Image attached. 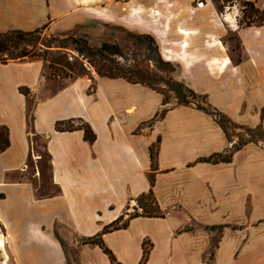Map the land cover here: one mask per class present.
<instances>
[{
	"label": "crops",
	"instance_id": "obj_1",
	"mask_svg": "<svg viewBox=\"0 0 264 264\" xmlns=\"http://www.w3.org/2000/svg\"><path fill=\"white\" fill-rule=\"evenodd\" d=\"M112 3L0 0V32L91 30L113 20ZM192 12L195 27L192 16L172 25L177 12L165 15L168 37L181 38L163 48L180 61L176 78L234 122L264 127V23L240 29L202 7ZM217 21L230 22L239 49L221 41ZM71 78H53L39 57L0 61V264H264V143L203 160L236 142L214 115L173 104L157 117L166 106L157 89ZM150 189L164 215L129 219ZM119 217L128 225L104 233V247L85 242Z\"/></svg>",
	"mask_w": 264,
	"mask_h": 264
},
{
	"label": "rangeland",
	"instance_id": "obj_2",
	"mask_svg": "<svg viewBox=\"0 0 264 264\" xmlns=\"http://www.w3.org/2000/svg\"><path fill=\"white\" fill-rule=\"evenodd\" d=\"M112 16L113 20L111 22H101L97 23L95 28L91 30H85L83 28H76L69 32H52L48 27L43 29L39 34L38 45L41 46L44 43L43 49L46 51V58L43 59L45 66L49 74L52 75L49 63L53 58H61V56L67 55V58L74 62L75 65H80V63L85 67V70H80L84 72L82 76H91L94 74H99L96 67V60H102L104 63H109L111 60L114 62H120L124 67L125 72L128 77H132L143 81L145 84L152 85L159 88L163 95L167 96L168 102L166 106L178 104V98L175 97V92L170 88V84L167 82L168 79L178 80L177 73L179 71L180 61L175 58V55H167L163 48H166L165 44L178 45L181 38L175 35L173 32L170 33L168 37L169 25L165 21V15L177 12V17L175 21L173 20L172 25H178L181 18L192 16L188 25L195 27L201 24L199 21H195V13L192 12L199 1L205 2V7H202L207 13L214 12L217 16L223 18L227 16L229 20H236L237 25L241 27L240 29H249L257 27V23L261 20L262 12L264 11V0H112ZM102 3V0H100ZM247 2H252L254 7L259 10V12L252 13L251 6L247 5ZM132 5V7H131ZM142 7V13L135 14L133 12L131 20H127L126 15L131 8ZM155 11H154V10ZM134 11V10H133ZM153 14L159 16V20L155 22L156 37L150 29L152 28V18ZM194 15V17H193ZM194 18V19H193ZM222 20V19H221ZM247 22H251V25L247 26ZM244 24V26L242 25ZM213 28L224 30L225 35L221 38V41L226 42L229 46L234 48L240 47V39H237V31H234L230 26L228 21H217ZM165 30V32H164ZM236 30V29H235ZM143 34H147L149 37H141ZM73 35L74 37L86 36L89 40L93 51L100 47L102 43L107 42L111 47L110 55L101 59L100 55H93L91 63L87 57L85 58L84 52L80 54L73 40L68 37L67 39H62L60 42L54 41L56 36L63 38ZM164 35V36H163ZM163 37V38H162ZM171 39L167 43L168 39ZM161 39V43H160ZM163 40V41H162ZM174 41L176 43H174ZM43 45V44H42ZM63 45V46H61ZM122 52H117V48ZM167 49V48H166ZM98 54V53H96ZM241 51L235 50L233 56L235 60L241 59ZM90 56V55H89ZM98 63V62H97ZM119 63V64H120ZM168 64V65H167ZM136 66L140 72H136L133 66ZM82 67V66H81ZM60 73V72H58ZM71 73V71H70ZM56 79H62L65 77L53 76ZM76 78V76L74 77ZM71 80L73 78H67ZM65 79V80H67ZM161 92V93H162ZM191 105H197V102L203 103L201 98H195L190 96ZM264 111V107L262 109ZM244 125V124H241ZM248 126V125H245ZM259 126V125H258ZM252 127V126H249ZM257 127V126H256ZM228 128L233 136V140L238 141L242 138L248 137L246 131L241 128H234L228 125ZM260 129L261 143H264V127ZM259 137V136H258ZM136 205V202H135ZM133 206H130L132 209ZM134 212V210H131Z\"/></svg>",
	"mask_w": 264,
	"mask_h": 264
},
{
	"label": "trees",
	"instance_id": "obj_3",
	"mask_svg": "<svg viewBox=\"0 0 264 264\" xmlns=\"http://www.w3.org/2000/svg\"><path fill=\"white\" fill-rule=\"evenodd\" d=\"M247 5L251 6L252 13L259 12V10L254 7V4H252V2H247ZM260 18L261 20L259 22H256L257 25H261L264 23V11L262 12V16ZM242 25L244 26V24ZM245 25L249 26L251 25V22H247V24ZM45 28H46V25L42 27H38L33 30H23V29L13 28L7 31L0 32V61L6 62L8 60L26 59V58H34V57H41V56L43 59H45L46 51L43 49L45 44L42 43L43 45L42 44L41 46L38 45V41L40 39L39 34ZM68 37H70L73 40V42L76 44V47L79 50L80 54L87 52V54H85L84 57L85 58L87 57V59L91 63H93V60H92L93 55H100L102 57L101 59H103L111 54L110 51H111L112 45H110L107 42L102 43L100 47L95 49L96 51H93L94 48L91 47V45L89 44V40L86 36L74 37L73 35H70V36L63 37V38L56 36L54 38V41L60 42V40L67 39ZM141 37H149V36H147V34H143ZM114 47L116 46L114 45ZM117 49H118L117 52L122 54L119 47ZM96 61L98 63L95 62V67L100 75L109 76V77H124L128 79L129 81L142 83L144 85H147L149 87H152L162 92L159 88H156L149 84H145L141 80L128 77L126 74H124L125 69L119 61L114 62L113 60H111L109 63H104L102 62V60H96ZM49 68L53 76L55 77L59 76V77H65V78L82 76L84 75V72H80V70L81 69L85 70V67L81 63L80 65L79 64L75 65L74 62H71L67 58V55L61 56V58L55 57L51 59L49 63ZM133 68L136 69L137 67L134 65ZM135 71L137 73L140 72V70L138 69H136ZM167 82L170 84V88L174 90L175 97L178 98V104L180 105H191L190 104L191 100H189L190 96L193 97V99L197 97L201 98L204 104H202L201 102H197V105H196L197 108L203 109L207 113L214 115L215 118L219 121V123L222 125V127L227 132L229 139L231 140L233 139V136L228 128L229 124L230 126H233L234 128H241L245 130L246 131L245 133L248 134V137L242 138L236 141L235 143H233V146L230 149H228L226 152L212 154L209 157L202 158L203 160L213 161V162L229 161L231 159L233 150L240 148L243 144L249 141H255V142L259 141V138L261 136L260 129H263L262 126L249 127V126L236 123L233 120H231L228 116L220 112L216 107H214L208 101L207 95L196 92L194 89L189 87L185 82L180 81V80L168 79ZM167 102H168L167 96H165L164 94V104L166 105ZM167 109H168L167 106L163 107V109L159 111L156 116L157 117L163 116L165 112L167 111ZM67 128H70V126H68ZM3 133H4L3 131L0 132V148L1 149H3L7 145V142H5ZM85 133L88 139L90 140L94 139L93 132L87 126H85ZM154 155H155V150L153 147L152 148L153 158H154ZM139 207L141 208V210H139ZM163 215H164V211L157 204L154 198V195H153V190L150 189L147 193H144L138 198L137 209L133 214L129 216V219L133 217H137V216H163ZM122 219L123 217H119L111 224L106 225L101 232L97 233L95 236L91 238H88L85 242L97 243L104 247L103 240H102V235L104 233L111 231L113 229L126 227L128 225L129 219L123 222H122ZM105 251L108 252V249L105 248ZM147 257H148V250L145 249L143 263L146 261Z\"/></svg>",
	"mask_w": 264,
	"mask_h": 264
},
{
	"label": "built area",
	"instance_id": "obj_4",
	"mask_svg": "<svg viewBox=\"0 0 264 264\" xmlns=\"http://www.w3.org/2000/svg\"><path fill=\"white\" fill-rule=\"evenodd\" d=\"M203 6H205V2L204 1H199L197 3V7H203Z\"/></svg>",
	"mask_w": 264,
	"mask_h": 264
}]
</instances>
